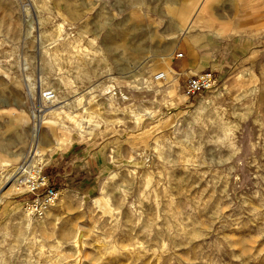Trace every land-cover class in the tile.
<instances>
[{
	"label": "rangeland",
	"instance_id": "1",
	"mask_svg": "<svg viewBox=\"0 0 264 264\" xmlns=\"http://www.w3.org/2000/svg\"><path fill=\"white\" fill-rule=\"evenodd\" d=\"M204 70L215 87L188 97ZM61 105L35 164L61 194L38 217L8 176L32 111ZM1 157L0 264H264V0H0Z\"/></svg>",
	"mask_w": 264,
	"mask_h": 264
},
{
	"label": "built area",
	"instance_id": "2",
	"mask_svg": "<svg viewBox=\"0 0 264 264\" xmlns=\"http://www.w3.org/2000/svg\"><path fill=\"white\" fill-rule=\"evenodd\" d=\"M177 56L182 57L183 53L180 52ZM158 79H165V76L160 74ZM216 82L217 78L214 71H201L186 79L184 93L188 97L194 96L200 92L212 89L215 87ZM53 96H55V94L51 91L45 93L46 98H52ZM23 177L25 183H27L30 188L31 194H33L32 203L30 205L31 211L37 216H43L57 201V188L49 183L47 176L43 175L41 170L30 169Z\"/></svg>",
	"mask_w": 264,
	"mask_h": 264
},
{
	"label": "bare ground",
	"instance_id": "3",
	"mask_svg": "<svg viewBox=\"0 0 264 264\" xmlns=\"http://www.w3.org/2000/svg\"><path fill=\"white\" fill-rule=\"evenodd\" d=\"M139 6V8H143V5H141V4H139L138 5ZM207 6V5H206ZM179 20V19H178ZM201 23V21H199V22H196V23H192L191 22V25L189 24V22L188 23H186V24H184V25H181V24H178L177 25V31H186V32H190V30H192V29H195V28H198L199 26L200 27H206V26H209V25H207V24H200ZM171 34V33H170ZM182 34V33H181ZM173 35V34H172ZM180 37V36H179ZM178 37V38H179ZM173 38H177V36H173ZM165 58V57H164ZM160 74H163L164 76H165V79H166V72H157V73H155V75H154V78H156V79H158V77L160 76ZM150 86H149V88H153V87H155L154 86V81H152V80H150ZM31 86H33V85H31ZM35 88V87H34ZM33 88V89H34ZM32 93V92H31ZM32 94H34V92L32 93ZM55 96H56V94H55ZM56 99V98H55ZM167 102V101H166ZM68 103V102H67ZM168 103V102H167ZM167 106H168V104H167ZM64 106L63 105H61V108H63ZM60 108V110L58 109V107H56V108H54V109H52V110H50V111H48V112H46V114L45 113H42L41 111L43 110V109H37V110H33L32 111V115H33V117L35 118V120H34V123H33V126L31 127V136H32V143H31V149H30V157H29V155H27V157L26 158H28V159H26L25 160V162L23 163V164H21V165H18L15 169H13L14 170V172L15 173H9V176H8V180H13V182H12V184L11 185H13V186H17V188L18 187H23L26 183H25V181H24V174L28 171V170H30V169H35V164H36V162H38V160H39V158H38V156L40 155V154H42L41 153V146H42V125L45 123V122H47L46 120V117H47V114L48 113H51V114H56V115H58V113H60V114H62V115H64L65 114V111H64V108L63 109H61ZM59 111V112H58ZM67 118V117H66ZM52 120V119H51ZM36 122V123H35ZM50 123V122H49ZM53 123H55V122H53ZM56 144H57V146L58 147H61V146H63L64 145V143L63 142H60L59 140H57L56 141ZM14 157V156H13ZM19 174V175H18ZM18 175V177H16ZM2 183H4V182H2ZM3 185V184H2ZM1 185V186H2ZM25 187L27 188V185H25ZM59 191H58V193H57V197H58V195H59ZM61 194V193H60ZM27 209V208H26ZM28 209H27V213L26 214H28ZM32 213V211L30 210L29 211V213ZM33 214V213H32ZM31 215V214H30ZM35 215V214H34ZM37 216V215H36ZM38 217H40V216H38ZM42 217V216H41ZM25 218V217H24ZM30 220V219H29ZM83 237H84V234H82V233H80L79 232V230H77V232H75V234H74V236L72 237V246H73V251L74 252H76L77 254H79L80 255V252L82 251L81 249H82V247L84 246V240H83Z\"/></svg>",
	"mask_w": 264,
	"mask_h": 264
},
{
	"label": "crops",
	"instance_id": "4",
	"mask_svg": "<svg viewBox=\"0 0 264 264\" xmlns=\"http://www.w3.org/2000/svg\"><path fill=\"white\" fill-rule=\"evenodd\" d=\"M209 30V34H208V36H213V32H215V30L216 29H211V28H204V30ZM189 56L190 57H192L193 59V62L195 61V63H194V68H196L197 66H200V64H201V62H202V57H203V55H201L200 54V48L199 47H197L196 45L195 46H192V48H189ZM206 60V59H205ZM205 66H208V64H206ZM172 71L173 73L175 72V70L174 69H172V68H169V71ZM203 70V69H202ZM196 74V73H195ZM69 137H71V138H73L74 139V142L73 143H71L69 146H65V147H58L57 146V144H56V146H55V148H53V149H51L47 154L49 155V153L50 152H52V154L50 155V157L48 158L49 159V161H47V162H50L54 157H55V155L57 154V153H68L73 147H74V145H75V143L77 142V137H73V136H69ZM75 139H76V141H75ZM3 146V145H2ZM3 157H1L0 158V160H3L2 159ZM3 162V161H2ZM61 193V192H60Z\"/></svg>",
	"mask_w": 264,
	"mask_h": 264
}]
</instances>
